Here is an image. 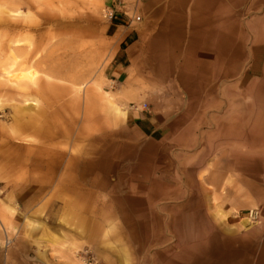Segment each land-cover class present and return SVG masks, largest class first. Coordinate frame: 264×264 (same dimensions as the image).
Here are the masks:
<instances>
[{"label":"rangeland","instance_id":"1","mask_svg":"<svg viewBox=\"0 0 264 264\" xmlns=\"http://www.w3.org/2000/svg\"><path fill=\"white\" fill-rule=\"evenodd\" d=\"M39 1L43 14L55 17L53 25L45 24L37 9L22 6L23 16L41 23L43 38L50 32L60 37L56 43L68 54L63 60L68 69L61 74L73 81L60 83L82 88L77 104L61 90L57 117L70 122L71 134L57 142L68 154L95 149L101 160L95 168L100 171L49 176L35 166L38 152L19 151L15 146L25 142L10 140L15 149L3 157L0 148V221L11 238H40L42 249L73 264H264V124L246 125L243 131L249 139L234 143L230 157L217 152L209 137L218 131L223 108L213 113L209 107L226 101L225 89L221 80L215 92L200 87L202 77L218 81L239 57L243 61L233 67L239 71L235 78L243 66L251 65L246 85L259 79L258 85L264 86V49L254 60L246 42L255 33L252 17L244 14L237 42L224 44L223 55L217 61L211 58L213 72L203 76L191 56L196 0H131L143 10L132 14L134 21L141 16L134 24L139 36L131 46L129 65L116 72L106 32L109 21L104 19L113 0H73L71 9L58 0ZM5 2L0 0L2 60L9 44L5 33L23 20L14 19ZM209 18V47L217 54L216 24L225 17L210 13ZM84 34L86 40L79 41ZM85 42L93 52L81 47ZM93 87L126 117H117L115 123L106 100H97ZM2 102L0 124L8 127L13 112L7 98ZM86 107L95 119H84ZM258 107H236L234 112L264 120ZM135 113L153 114L166 130L159 136L142 135L131 120ZM85 128L93 130V139L80 141L78 132ZM4 139L0 137V146ZM18 189L26 194L24 206L13 198ZM255 211L257 219L250 217Z\"/></svg>","mask_w":264,"mask_h":264},{"label":"bare ground","instance_id":"2","mask_svg":"<svg viewBox=\"0 0 264 264\" xmlns=\"http://www.w3.org/2000/svg\"><path fill=\"white\" fill-rule=\"evenodd\" d=\"M5 1L4 4L8 5L12 17L23 20L15 25L10 32L5 33V38L9 44L6 59H0V75L3 78L0 81V115L5 110L2 98H7V102L10 103L9 107H11L9 111L13 112V116L9 118L12 125L6 127L0 124V137L5 138L0 146L4 150L2 156L4 157L7 151L15 149L10 140H17L25 142V144L16 145L17 150L25 151V153L28 151L38 152L35 166L40 170H45L49 176L60 171L64 174L78 172L83 176L96 170L99 172L100 169L98 167L96 169L95 166L101 160L95 149H81L76 154H68L66 149L61 148L57 142L60 138H68L71 134L70 122H59L57 117L58 113L55 107L62 100L61 90L65 89L67 95L70 96L68 100L70 103L77 104L82 99V88L72 83L71 86L65 87L60 83L64 80L73 82L70 80L71 77L61 74L68 69V66L63 62L68 54L60 43H56L60 37L57 38L55 33L50 32L43 38L40 35L41 23L37 20L28 21L23 16L22 6H25L28 11L37 9L42 12L39 0ZM58 3L64 5L65 9H71L73 0H58ZM191 13L193 20L191 39L193 55L191 56L197 60L203 76L213 72L209 69V66L213 64L211 58H215L217 61L223 55L221 51L225 46L224 44L228 42L232 46L233 43L237 42L236 34L238 28H241L242 22L240 20L244 14L249 18L252 17L250 23H255L252 26L255 31L254 36L246 39L247 44L251 46L250 52L253 53L254 60H257L256 56L259 51L264 49V0H196ZM210 13L225 17L223 21L219 18L216 24L219 29L216 40L219 45L217 54H214L210 49V38L207 37L208 34L206 33L207 24L210 23L208 20ZM41 15L45 24L53 25L55 17L45 15L43 12ZM211 22L213 24L212 20ZM220 29L224 30L220 31ZM14 31L19 33L16 37L11 38ZM86 38L87 35L84 34L79 41L84 42ZM81 47L89 53L94 51L90 42L82 43ZM240 61H243L242 57L234 60L231 70H226L224 76L218 81L208 79L205 76L200 79L202 89L207 88L208 91L215 92L220 87V83L217 84L220 80L221 86L225 89L224 99L226 101H216L215 104L213 102V106L209 107V109L214 110L213 113H215V109L218 111V109L223 108L221 110L223 115L216 122L218 131L216 135L212 134L209 138L216 142L217 152H222V154L226 152L227 156L232 153L234 143H243L249 139L246 138L243 131L246 125L261 128L264 124L261 116L249 119L242 112L235 113L237 109L234 112L236 107L239 110L245 107L249 110L254 109L256 104L259 106L258 114H262L264 111V101H261L264 86L258 85L260 80L256 79L248 86L246 85L247 77L252 69L251 65L247 68L243 66L244 69L239 77L235 78L239 74L235 68ZM255 69L257 70V68ZM180 82L183 83L184 81L180 80ZM182 86L188 90L184 83ZM257 87H259L258 90ZM91 92L97 96V100H106L108 107H110V113H112L111 119L114 122L117 117H126L125 112H122L110 98L103 97L95 87L91 88ZM213 99L215 100V98ZM85 109L84 119L86 121L95 119L91 117L88 108ZM96 120L99 122L100 119ZM92 131L91 129H82L78 132L77 139L80 141L92 140L90 135ZM253 137L256 138L257 136L253 133ZM92 142L94 144V141ZM113 150L115 151L114 148ZM115 164L116 160L113 157L112 166L114 167ZM244 223L245 228L248 229L249 221L245 220ZM5 243L8 245L7 241Z\"/></svg>","mask_w":264,"mask_h":264},{"label":"crops","instance_id":"3","mask_svg":"<svg viewBox=\"0 0 264 264\" xmlns=\"http://www.w3.org/2000/svg\"><path fill=\"white\" fill-rule=\"evenodd\" d=\"M130 2L132 1L121 0L117 5V0H113L111 9L115 11V18L106 26L109 44L115 51L111 63L115 66L116 72H121L129 65L131 46L139 36V30L134 25L132 14L139 11L143 13V10L138 6L139 4L133 5ZM131 117L133 126L144 136H159L166 130V126L159 122L153 114L135 113ZM13 193H15L13 198L18 206H24L26 194L23 190L18 189ZM0 226L3 234V238H0V264H73V262L54 257L51 250L42 249L39 245L40 238H11L1 221Z\"/></svg>","mask_w":264,"mask_h":264},{"label":"built area","instance_id":"4","mask_svg":"<svg viewBox=\"0 0 264 264\" xmlns=\"http://www.w3.org/2000/svg\"><path fill=\"white\" fill-rule=\"evenodd\" d=\"M114 18H115V11H114L113 9H111V8L106 9L105 12H104V19H106L107 21L110 22V21H113ZM135 21H136V22H139V21H141V18H140V17H137V18L135 19ZM146 107H147V106L144 105V106H142V109H143V110H146V109H147ZM250 217L253 218V219H257V218H258V212H257V211H255V212H251ZM85 260H86V259H85ZM86 261H87V260H86Z\"/></svg>","mask_w":264,"mask_h":264}]
</instances>
